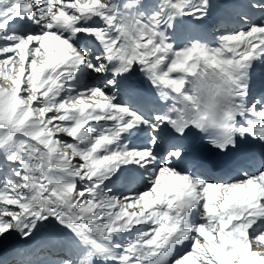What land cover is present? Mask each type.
I'll use <instances>...</instances> for the list:
<instances>
[{
	"label": "snow or ice",
	"instance_id": "6c2138e0",
	"mask_svg": "<svg viewBox=\"0 0 264 264\" xmlns=\"http://www.w3.org/2000/svg\"><path fill=\"white\" fill-rule=\"evenodd\" d=\"M244 7L238 30L181 44L210 0H0V244L45 231L65 253L47 264H264V162L226 182L182 167L192 130L219 154L264 144V0Z\"/></svg>",
	"mask_w": 264,
	"mask_h": 264
},
{
	"label": "bare ground",
	"instance_id": "6f19581e",
	"mask_svg": "<svg viewBox=\"0 0 264 264\" xmlns=\"http://www.w3.org/2000/svg\"><path fill=\"white\" fill-rule=\"evenodd\" d=\"M143 2L151 3L153 2V0H143ZM245 3L246 0H210V13L208 17H206L203 21H195L191 18H184L177 22L176 28L174 30L176 40L181 44L186 43L189 39H198L204 43L214 44L219 38L220 33L226 34L229 32L236 31L240 27H242V25L239 23V19L242 13L247 11V9L244 7ZM222 17L226 18V20L224 21L225 24H231L230 28L221 23ZM257 18L258 14H253V19ZM210 24H215V28L212 30L211 33L213 34V38L211 40L205 37L204 34V31L208 30V26ZM255 70L261 71L259 65H256L254 71ZM262 75L264 78L263 71L261 72V76ZM132 80H136L138 85H140L151 96H154L155 90L150 84H148L146 80H144L143 76L138 71L133 75ZM43 232L44 231L38 233L37 236L33 239L22 240L19 237H13L9 241L0 244V251L3 252V254L1 255H7L8 253L26 254L30 252H26L27 246L38 236H40ZM1 255L0 259L4 257ZM76 257L77 256H75L74 258Z\"/></svg>",
	"mask_w": 264,
	"mask_h": 264
}]
</instances>
